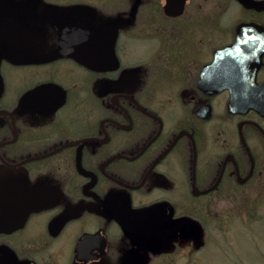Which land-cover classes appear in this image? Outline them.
<instances>
[{"label":"flooded vegetation","instance_id":"flooded-vegetation-1","mask_svg":"<svg viewBox=\"0 0 264 264\" xmlns=\"http://www.w3.org/2000/svg\"><path fill=\"white\" fill-rule=\"evenodd\" d=\"M42 6L0 21V264H120L133 246L145 264V249L168 256L220 227L218 203L264 194V0H126L89 33L113 48L115 70L60 49L77 25L53 28ZM125 200L129 225L114 218ZM78 245L104 253L84 262ZM112 245H128L114 262Z\"/></svg>","mask_w":264,"mask_h":264},{"label":"rangeland","instance_id":"rangeland-1","mask_svg":"<svg viewBox=\"0 0 264 264\" xmlns=\"http://www.w3.org/2000/svg\"><path fill=\"white\" fill-rule=\"evenodd\" d=\"M45 2L49 5L46 9L47 16L58 20L53 28L63 25L65 28L66 24L73 23L88 34L101 28L104 30V26L126 10V0H26L25 4L10 8L6 15L0 9V21L4 18L12 21L25 18L29 16L31 7L40 12L46 8L42 6ZM128 44L130 50L127 59L137 58L146 46V42L142 40ZM28 46L27 50L32 49L33 43ZM75 74L79 77V87H88V71L79 67ZM217 206H222L224 210L220 227L216 229L215 224L209 222L191 245H166V252L170 254L168 256L145 249L142 251L145 264H264V194L257 195L251 202L242 199L224 200ZM127 246L112 245L109 259L114 262ZM162 246L159 245V248ZM119 248L122 249L118 254ZM63 250L67 255L69 245H65ZM3 262L8 264L7 260Z\"/></svg>","mask_w":264,"mask_h":264},{"label":"water","instance_id":"water-1","mask_svg":"<svg viewBox=\"0 0 264 264\" xmlns=\"http://www.w3.org/2000/svg\"><path fill=\"white\" fill-rule=\"evenodd\" d=\"M169 1V0H167ZM55 40L59 43L62 50L72 51L74 59L81 65L95 70H115L119 66L118 59L111 46L105 44L98 36H91L78 27H69L66 31L56 36ZM235 49L231 45L222 49L217 56L229 55ZM122 203V204H121ZM137 214L129 205L128 200L122 201L116 205L114 218L117 222L129 225L136 220ZM195 226L191 223L182 224L178 228L179 235L182 238H188L193 235ZM105 245H98V252L91 255L92 247L90 245H78L77 254L80 260L86 262L89 259L97 258L104 253ZM1 254V250H0ZM144 258L136 247H130L125 250L120 264H143Z\"/></svg>","mask_w":264,"mask_h":264}]
</instances>
